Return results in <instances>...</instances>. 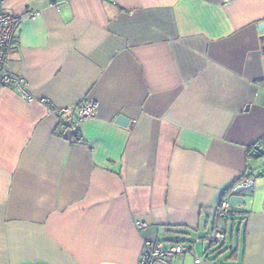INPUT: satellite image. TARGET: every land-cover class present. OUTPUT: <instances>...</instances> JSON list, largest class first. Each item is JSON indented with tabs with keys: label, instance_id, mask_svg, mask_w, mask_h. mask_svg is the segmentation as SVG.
<instances>
[{
	"label": "crops",
	"instance_id": "crops-1",
	"mask_svg": "<svg viewBox=\"0 0 264 264\" xmlns=\"http://www.w3.org/2000/svg\"><path fill=\"white\" fill-rule=\"evenodd\" d=\"M0 10L40 11L18 25L10 57L34 99L0 89V264H140L146 240L195 243L173 264H264V168H252L264 159L250 153L264 141V0ZM88 98L95 116L78 121ZM246 173L254 190L218 215Z\"/></svg>",
	"mask_w": 264,
	"mask_h": 264
},
{
	"label": "built area",
	"instance_id": "built-area-1",
	"mask_svg": "<svg viewBox=\"0 0 264 264\" xmlns=\"http://www.w3.org/2000/svg\"><path fill=\"white\" fill-rule=\"evenodd\" d=\"M71 0H50L52 6L60 9L61 5ZM40 15V11L29 10L22 14H7L0 10V89L9 86L14 88L27 101L34 99L33 94L28 89V81L25 77L15 73L10 65V57L16 40V31L18 25L26 19H35ZM42 102L49 104L48 99H42ZM97 102L93 98H88L82 102L76 110V118L78 121L88 120L95 116ZM72 107L67 105L55 109L52 112L64 116L71 111ZM76 137H80L77 130H74ZM252 152L256 153L257 149L252 148ZM255 182L253 178H244L238 181L232 187L234 194H240L246 191H253ZM229 199H223L217 209L219 213L227 212L230 209ZM139 228L146 226L142 221H136ZM225 238V231L217 228L206 236L208 242L219 243ZM196 240V239H194ZM195 243L184 244L181 242H165V241H149L144 243V249L141 254L140 264H173V258L186 252H193ZM200 258L196 257L195 262L199 263Z\"/></svg>",
	"mask_w": 264,
	"mask_h": 264
},
{
	"label": "trees",
	"instance_id": "trees-1",
	"mask_svg": "<svg viewBox=\"0 0 264 264\" xmlns=\"http://www.w3.org/2000/svg\"><path fill=\"white\" fill-rule=\"evenodd\" d=\"M263 144H264V141H259V142H257L256 144H254L252 147H250V153H251V155L252 156H254V157H260V156H263L264 155V149H263ZM252 148L253 149H257V152L256 153H253L252 152ZM264 174V173H263ZM248 177H250V178H252V175H249V174H243L241 177H239L236 181H234V183L229 187V188H227L226 190H225V194H224V198L223 199H229L230 197H228L229 195L231 196V195H234V193L232 192V187L234 186V184H236L238 181H240L241 179H244V178H248ZM222 199V200H223ZM221 200V201H222ZM220 201V202H221ZM231 211H227V212H221V213H219L218 211H217V213H218V215H226L227 213H230ZM157 241H161V240H157ZM221 243L219 242V243H215V242H209V247H210V249L212 248V249H218V248H220L221 247V245H220ZM219 245V246H218ZM217 246V247H216Z\"/></svg>",
	"mask_w": 264,
	"mask_h": 264
},
{
	"label": "water",
	"instance_id": "water-1",
	"mask_svg": "<svg viewBox=\"0 0 264 264\" xmlns=\"http://www.w3.org/2000/svg\"><path fill=\"white\" fill-rule=\"evenodd\" d=\"M259 30L264 32V21L259 24ZM129 121H130V119L128 117H126L125 115H119L116 118V123L119 125H123V126H127ZM244 200H245L244 196H242L240 194L231 195V197L229 198V202L231 205H234L237 203H242V202H244Z\"/></svg>",
	"mask_w": 264,
	"mask_h": 264
},
{
	"label": "rangeland",
	"instance_id": "rangeland-1",
	"mask_svg": "<svg viewBox=\"0 0 264 264\" xmlns=\"http://www.w3.org/2000/svg\"><path fill=\"white\" fill-rule=\"evenodd\" d=\"M262 159H264V155L263 156H260V157H258V158H254L252 161H259V160H262ZM262 163V164H261ZM252 164V163H251ZM252 168L255 170L254 171V173H255V175H256V178H259L262 174L259 172V170L260 169H262L263 170V168H264V163H263V161H261V162H259V166L258 167H254L253 165H252ZM246 192H248V191H246ZM246 192H244V193H246ZM226 227V226H225ZM226 228H228V227H226Z\"/></svg>",
	"mask_w": 264,
	"mask_h": 264
}]
</instances>
